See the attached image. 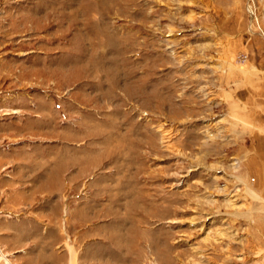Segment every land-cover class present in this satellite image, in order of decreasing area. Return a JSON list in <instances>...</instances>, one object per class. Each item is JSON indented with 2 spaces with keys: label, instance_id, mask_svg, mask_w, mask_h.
Returning a JSON list of instances; mask_svg holds the SVG:
<instances>
[{
  "label": "rangeland",
  "instance_id": "374dc122",
  "mask_svg": "<svg viewBox=\"0 0 264 264\" xmlns=\"http://www.w3.org/2000/svg\"><path fill=\"white\" fill-rule=\"evenodd\" d=\"M263 80L264 0H0V237L69 264H264Z\"/></svg>",
  "mask_w": 264,
  "mask_h": 264
},
{
  "label": "crops",
  "instance_id": "0c3cea01",
  "mask_svg": "<svg viewBox=\"0 0 264 264\" xmlns=\"http://www.w3.org/2000/svg\"><path fill=\"white\" fill-rule=\"evenodd\" d=\"M248 93L252 95V100L248 106L247 95L244 92V105L249 110V112L245 111V118L251 123L252 129L246 131L245 136L251 135L257 142V146L255 144L250 150L244 151V157H246L244 167L251 178L258 180V184L261 182L262 186L264 184V80L259 83L258 87L253 88L252 92ZM0 241L2 245L9 248L16 264H69L70 262V249L65 252H57L53 247L54 243L52 245L36 244L35 251L30 248L27 250L25 245L33 242H31V238L24 239L22 232H17L9 237L1 236ZM32 246L34 245L30 247Z\"/></svg>",
  "mask_w": 264,
  "mask_h": 264
},
{
  "label": "built area",
  "instance_id": "2783aa9c",
  "mask_svg": "<svg viewBox=\"0 0 264 264\" xmlns=\"http://www.w3.org/2000/svg\"><path fill=\"white\" fill-rule=\"evenodd\" d=\"M247 2L249 3V2H250V0H247ZM249 6H250V5L248 4V8H250Z\"/></svg>",
  "mask_w": 264,
  "mask_h": 264
},
{
  "label": "bare ground",
  "instance_id": "6f19581e",
  "mask_svg": "<svg viewBox=\"0 0 264 264\" xmlns=\"http://www.w3.org/2000/svg\"><path fill=\"white\" fill-rule=\"evenodd\" d=\"M249 11H251V10H249ZM251 13V12H250ZM208 94V93H207ZM163 132V131H162ZM166 134V133H165ZM168 135V134H167ZM166 137V136H165ZM164 139V138H163ZM165 140V139H164ZM73 253V252H72ZM71 260V259H70Z\"/></svg>",
  "mask_w": 264,
  "mask_h": 264
}]
</instances>
